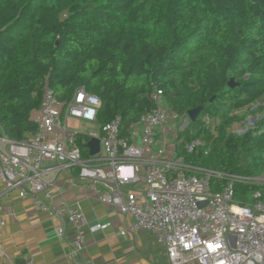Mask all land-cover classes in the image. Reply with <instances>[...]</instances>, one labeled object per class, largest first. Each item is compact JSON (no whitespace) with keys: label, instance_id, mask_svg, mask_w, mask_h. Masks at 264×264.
<instances>
[{"label":"trees","instance_id":"1","mask_svg":"<svg viewBox=\"0 0 264 264\" xmlns=\"http://www.w3.org/2000/svg\"><path fill=\"white\" fill-rule=\"evenodd\" d=\"M46 87L61 103L85 89L101 101L98 124L120 116L124 131L161 91L171 113L201 108L178 137L187 164L264 174V109L255 130L232 131L237 111L264 100V0H0L3 134L22 142L37 133L32 115ZM207 116L220 121L215 133L203 127ZM196 138L206 149L189 155L184 145ZM76 141L87 158L91 138ZM259 189L238 186L237 199L246 205Z\"/></svg>","mask_w":264,"mask_h":264},{"label":"built area","instance_id":"2","mask_svg":"<svg viewBox=\"0 0 264 264\" xmlns=\"http://www.w3.org/2000/svg\"><path fill=\"white\" fill-rule=\"evenodd\" d=\"M152 100L155 108L130 122L124 131L120 116L97 126L101 101L85 89L61 103L46 87L41 108L32 115L38 131L30 140L17 142L0 129V185L4 192L31 199L37 208L59 220V238H66V224L73 228L74 235L67 240L70 264H95L81 257L87 226L81 205L55 202L54 192L61 191L58 174L73 172L89 183L99 201L133 218L120 236L149 232L164 248L167 264H264V175H229L187 164L178 156L177 147L189 117L169 112L161 91ZM262 109L264 100L237 111L243 119L234 124L233 133L243 136L255 130L263 118ZM170 123L177 126L168 135ZM219 124V119L208 116L203 120V127L212 133ZM77 135L98 139L99 153L92 156L87 147L85 158ZM167 135L175 141L169 156ZM206 146L203 139L196 138L184 150L197 155ZM248 185L260 189L249 193L244 205L237 199L236 189ZM0 225H4L1 219ZM109 226L95 223L89 229L95 233ZM8 264L36 263L28 258Z\"/></svg>","mask_w":264,"mask_h":264},{"label":"crops","instance_id":"3","mask_svg":"<svg viewBox=\"0 0 264 264\" xmlns=\"http://www.w3.org/2000/svg\"><path fill=\"white\" fill-rule=\"evenodd\" d=\"M176 126L173 123L166 126L168 135ZM169 137L172 136L167 140ZM174 145L175 141L172 150ZM57 180L61 191L54 192L55 202H78L86 218L85 247L81 257L90 258L95 264H167L164 248L149 232L139 231L126 237L119 235L133 223V218L99 201L92 194L89 183L77 178L76 172L60 173ZM0 219L4 222L0 225V264L23 263L28 258L36 264H70L67 240L73 237V228L66 224V238H59L56 234L59 220L37 208L31 199H21L16 192L5 193L2 185ZM95 223H109L110 226L93 233L89 228Z\"/></svg>","mask_w":264,"mask_h":264},{"label":"water","instance_id":"4","mask_svg":"<svg viewBox=\"0 0 264 264\" xmlns=\"http://www.w3.org/2000/svg\"><path fill=\"white\" fill-rule=\"evenodd\" d=\"M235 85H234V81L233 79L230 80L229 82V87L233 88ZM201 112V108H198L196 110H193L191 112H189L188 116H189V119L191 122H195L198 115L200 114ZM88 148L90 150V155L94 156L96 154L99 153L100 151V142L98 139L96 138H92L91 141L89 142L88 144ZM201 206H205V203L202 204Z\"/></svg>","mask_w":264,"mask_h":264},{"label":"rangeland","instance_id":"5","mask_svg":"<svg viewBox=\"0 0 264 264\" xmlns=\"http://www.w3.org/2000/svg\"><path fill=\"white\" fill-rule=\"evenodd\" d=\"M78 126V125H77ZM97 126H100L99 124H97ZM168 142V146H169V153L167 154V156H169V155H171V153H172V149L171 148H173V143H174V138L173 137H169V139L167 140ZM262 175H264V174H262Z\"/></svg>","mask_w":264,"mask_h":264}]
</instances>
